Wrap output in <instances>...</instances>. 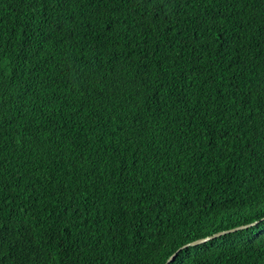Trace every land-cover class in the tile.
Segmentation results:
<instances>
[{
    "label": "trees",
    "instance_id": "1",
    "mask_svg": "<svg viewBox=\"0 0 264 264\" xmlns=\"http://www.w3.org/2000/svg\"><path fill=\"white\" fill-rule=\"evenodd\" d=\"M175 252L264 264V0H0V264Z\"/></svg>",
    "mask_w": 264,
    "mask_h": 264
},
{
    "label": "water",
    "instance_id": "2",
    "mask_svg": "<svg viewBox=\"0 0 264 264\" xmlns=\"http://www.w3.org/2000/svg\"><path fill=\"white\" fill-rule=\"evenodd\" d=\"M244 226V225H243ZM243 226H239L238 228H240V227H243ZM225 231H221V232H218V233H216V234H214V235H211V236H207V237H203V238H200V239H196V240H194V241H192V242H189L187 245H185V246H190V245H196V244H200V243H203V242H206V241H208V240H210L211 238H213V237H215V236H218V235H220V234H222V233H224ZM184 246V247H185ZM183 248V247H182ZM180 250V249H179ZM177 255V252H175L169 259H168V261H167V263L166 264H168L169 262H171L173 259H174V257Z\"/></svg>",
    "mask_w": 264,
    "mask_h": 264
}]
</instances>
